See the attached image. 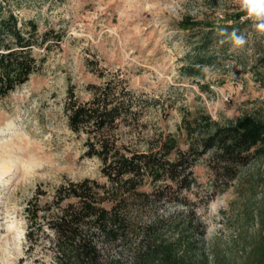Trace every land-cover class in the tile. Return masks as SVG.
Masks as SVG:
<instances>
[{"label": "rangeland", "instance_id": "1", "mask_svg": "<svg viewBox=\"0 0 264 264\" xmlns=\"http://www.w3.org/2000/svg\"><path fill=\"white\" fill-rule=\"evenodd\" d=\"M6 5L19 23L37 25V38L51 32L60 41L35 46L39 69L0 99V264H64L49 229L28 252V202L40 195V205L54 210L52 195L62 182L105 183L100 161L84 156L86 136L67 125L69 90L86 101L91 85L125 82L141 102L142 125L124 129L120 137L140 152L168 136L186 150V125L202 113L219 125L244 115L264 118V32L258 21L234 19L244 8L241 0H7ZM189 20L200 25L190 27ZM236 37L244 42L236 43ZM199 60L205 62L200 76L185 75L184 68ZM208 159L204 155L193 168L197 184L190 208L161 202L139 209L132 201L129 214L142 226L159 221V239L177 242V256L189 264H239L244 239L264 219V160L241 168L224 190L214 192ZM150 187L146 181L139 190ZM95 233L102 264H135L138 256L146 257L137 235L110 240Z\"/></svg>", "mask_w": 264, "mask_h": 264}, {"label": "trees", "instance_id": "2", "mask_svg": "<svg viewBox=\"0 0 264 264\" xmlns=\"http://www.w3.org/2000/svg\"><path fill=\"white\" fill-rule=\"evenodd\" d=\"M6 3L0 0V99L25 84L39 69L32 51L35 46L50 38L60 41L59 35L49 36L51 32L37 38V25L32 21L19 23ZM246 11L243 8L234 19L238 22ZM186 23L190 27L200 25L190 20ZM260 62L264 64V54ZM204 63L199 60L187 66L185 75L199 77ZM90 89L91 98L86 101H79L69 90L63 110L69 129L86 136L84 156L100 161L105 183L90 179L62 182L52 195L54 210H48L47 203L40 205V195L30 200L24 210L28 252L37 244L39 234L49 229L64 253V264H102L95 233L100 230L110 240L128 233L139 236L147 252L146 257L138 256L135 264H189L177 256V242L159 239V221L142 226L131 217L129 202H139V209L161 202L190 208L189 194L197 184L193 168L204 155L209 158L214 192L224 190L241 168L264 160V118L244 115L219 125L202 113L186 125V150L178 149L177 142L168 136L147 152H140L120 137L124 129L132 131L142 125L141 102L127 84L113 79ZM146 181L150 190L140 191ZM248 216L254 220V215ZM239 264H264V219L261 229L244 239Z\"/></svg>", "mask_w": 264, "mask_h": 264}, {"label": "clouds", "instance_id": "3", "mask_svg": "<svg viewBox=\"0 0 264 264\" xmlns=\"http://www.w3.org/2000/svg\"><path fill=\"white\" fill-rule=\"evenodd\" d=\"M241 5L247 9L249 16H254L259 23L256 25L258 30L264 32V0H241ZM235 36V34L233 33ZM236 43L242 44L243 38L236 37Z\"/></svg>", "mask_w": 264, "mask_h": 264}, {"label": "built area", "instance_id": "4", "mask_svg": "<svg viewBox=\"0 0 264 264\" xmlns=\"http://www.w3.org/2000/svg\"><path fill=\"white\" fill-rule=\"evenodd\" d=\"M240 20H241L242 22H244V21H248V20H250V21H252V20H254V21H258L254 16H249L248 11L245 12V14L240 18ZM258 22H259V21H258Z\"/></svg>", "mask_w": 264, "mask_h": 264}]
</instances>
